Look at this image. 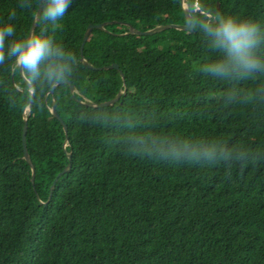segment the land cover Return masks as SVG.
Instances as JSON below:
<instances>
[{
	"label": "trees",
	"instance_id": "16d2710c",
	"mask_svg": "<svg viewBox=\"0 0 264 264\" xmlns=\"http://www.w3.org/2000/svg\"><path fill=\"white\" fill-rule=\"evenodd\" d=\"M41 2L23 9L18 0H0V24L24 36ZM186 3L194 21L219 12L264 28V0ZM104 23L84 46L89 69L80 47L89 25ZM186 23L182 0H73L58 28H35L71 50L55 82L20 74L7 56L17 37L6 38L0 264H264V73L228 80L204 73L222 54L199 28L131 32ZM112 64L125 84L118 70L106 69ZM118 94L109 106L87 105ZM25 120L31 164L22 148ZM162 139L214 143L227 154L161 159L153 141Z\"/></svg>",
	"mask_w": 264,
	"mask_h": 264
},
{
	"label": "clouds",
	"instance_id": "9594fccd",
	"mask_svg": "<svg viewBox=\"0 0 264 264\" xmlns=\"http://www.w3.org/2000/svg\"><path fill=\"white\" fill-rule=\"evenodd\" d=\"M37 4L40 0H35ZM34 0H18V7L30 9ZM73 0H43L42 7L36 11L37 23L51 24L58 28ZM184 3V2H183ZM186 9V4H185ZM196 9V8H195ZM198 9V8H197ZM196 9V10H197ZM186 15V10H184ZM16 12L8 17L14 19ZM193 30L199 28L207 41V46L222 54L203 66L202 71L221 80L244 78L253 73H264V54L260 53L264 44V28L252 19L236 18L217 12L214 19L208 17L190 19ZM16 36L7 46V56L13 57L15 65L21 68L31 79L41 77L49 82L64 78L67 66L59 63L65 56H71V50L59 43L52 35L31 30L24 36H17L16 29L11 23L0 24V64L5 61V41L8 37ZM155 151L161 159L171 156L175 160L212 161L218 156L226 155V150L214 143L200 142L190 144L187 140L165 145V140L153 141Z\"/></svg>",
	"mask_w": 264,
	"mask_h": 264
},
{
	"label": "water",
	"instance_id": "95a60500",
	"mask_svg": "<svg viewBox=\"0 0 264 264\" xmlns=\"http://www.w3.org/2000/svg\"><path fill=\"white\" fill-rule=\"evenodd\" d=\"M182 2H184L186 4V20H187V23L186 24H183V25H175V24H171V25H168V26H165V27H157L155 28L154 30H150V31H142V30H136V31H131L132 33H138V34H144L146 36L148 35H154V34H157L158 32H161L162 30L166 29V28H170V29H177V30H182V31H193V28L190 26V13H189V10H188V7H187V3H186V0H182ZM42 4H43V0L39 6L42 7ZM39 11V9H38ZM39 23H37V21L35 20V22H33V25H32V30H35V28L37 27ZM107 23H104V24H90L88 29L86 30L85 32V35H84V38H83V42H82V45L80 47V50H81V53H82V57H81V61L84 62L85 66L89 69H93V67H91L89 64H87L84 60V55H83V52H84V46H85V43L88 41L91 33L93 30L97 29V30H103L105 25ZM100 70H103L105 69L104 67H101L99 68ZM106 69H115V70H118L120 72V74L122 75V78H123V81H124V84H125V77H124V74L123 72L121 71L120 67L118 64H112L111 66L109 67H106ZM19 71H20V74H22V69L19 68ZM25 83L30 86V84L25 80ZM60 83H66L69 85V88H70V91H74V86L72 84L69 83V81H67L66 79H64L62 82ZM60 83L52 86L51 88V91L50 92H53V90L57 87V85H59ZM120 94H118L114 99L112 100H109V101H106V102H102V103H98V104H93V103H87V105L89 106H93L95 108H99V107H106V106H109L111 104H113L119 97ZM51 112L53 114V116L60 122V124L62 125V128H63V131L65 133V136L67 134V127L65 125V123L62 121V119L58 116L57 112L55 111V107H54V103H52V107H51ZM26 130H27V120H25L24 122V126H23V130H22V148H23V154L25 156V159L31 164V161H30V156L27 152V147H26ZM67 141V139H65V142ZM69 157L71 158V155H69ZM71 168V165L69 164L64 170H62L56 177L52 187H51V191H53L57 181L59 180V178H61L64 174H66L67 172H69ZM34 178H35V171L33 169V177H32V182L34 183Z\"/></svg>",
	"mask_w": 264,
	"mask_h": 264
},
{
	"label": "rangeland",
	"instance_id": "374dc122",
	"mask_svg": "<svg viewBox=\"0 0 264 264\" xmlns=\"http://www.w3.org/2000/svg\"><path fill=\"white\" fill-rule=\"evenodd\" d=\"M182 4H183V9L186 10V9H185V3L182 2Z\"/></svg>",
	"mask_w": 264,
	"mask_h": 264
},
{
	"label": "built area",
	"instance_id": "2783aa9c",
	"mask_svg": "<svg viewBox=\"0 0 264 264\" xmlns=\"http://www.w3.org/2000/svg\"><path fill=\"white\" fill-rule=\"evenodd\" d=\"M194 6H195V8H196V9L198 8L196 3H195V5H194Z\"/></svg>",
	"mask_w": 264,
	"mask_h": 264
}]
</instances>
